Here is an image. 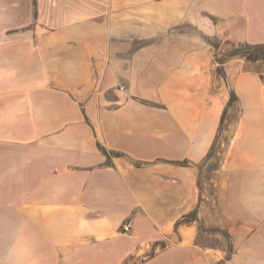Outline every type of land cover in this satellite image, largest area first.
<instances>
[{
    "label": "crops",
    "instance_id": "1",
    "mask_svg": "<svg viewBox=\"0 0 264 264\" xmlns=\"http://www.w3.org/2000/svg\"><path fill=\"white\" fill-rule=\"evenodd\" d=\"M199 230L264 264V0H0V264H215Z\"/></svg>",
    "mask_w": 264,
    "mask_h": 264
},
{
    "label": "rangeland",
    "instance_id": "2",
    "mask_svg": "<svg viewBox=\"0 0 264 264\" xmlns=\"http://www.w3.org/2000/svg\"><path fill=\"white\" fill-rule=\"evenodd\" d=\"M222 154V152H221ZM221 158H222V155H221ZM258 201L259 200H256L254 198H251L250 200L248 199L247 200V204H249V206L251 207H256L255 209H257V211L259 210L258 207H259V204H258ZM257 205V206H256ZM216 235H219L216 236ZM197 240H199L201 243H204V244H214L215 243H218L219 245V250L220 252L218 254L215 253V251H209L210 253H212V256L214 260V263L215 264H243V263H239L237 261V258L235 261L232 260L233 258V253L235 252V247L234 245H231L229 242H228V238H229V235L227 233L225 234H216L215 232L214 233H205L204 231L202 230H199V233L197 235ZM219 256V259L217 260L216 258ZM245 264H261L259 262H255V260L253 261H250V262H247Z\"/></svg>",
    "mask_w": 264,
    "mask_h": 264
},
{
    "label": "built area",
    "instance_id": "3",
    "mask_svg": "<svg viewBox=\"0 0 264 264\" xmlns=\"http://www.w3.org/2000/svg\"><path fill=\"white\" fill-rule=\"evenodd\" d=\"M121 88H122V87H121ZM130 226H131V224H130L129 222L125 223V224L123 225V227H122L123 231H127V230H129Z\"/></svg>",
    "mask_w": 264,
    "mask_h": 264
}]
</instances>
